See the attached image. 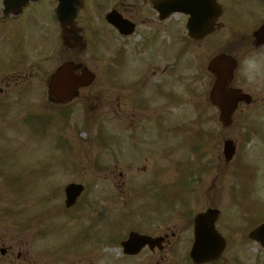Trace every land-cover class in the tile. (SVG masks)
<instances>
[{
	"label": "flooded vegetation",
	"instance_id": "obj_1",
	"mask_svg": "<svg viewBox=\"0 0 264 264\" xmlns=\"http://www.w3.org/2000/svg\"><path fill=\"white\" fill-rule=\"evenodd\" d=\"M66 1H81L75 17L74 30L70 25H64L66 37L74 39L79 31L83 36V46L88 40H99V43H94V52L109 51L112 47L111 40L128 43L141 35L149 37L144 43L151 48L161 32L177 39L190 40L188 25L193 20H197L201 25L200 31L209 30L205 38L211 37L215 40L217 37L229 36L226 39L227 49L218 53L236 59L238 72L235 70L229 86L245 89L252 97V104L249 106L264 105V85L257 87L249 84L243 75L244 70L241 71L240 67L247 58L264 57V48L254 47V41L259 39L254 33L264 25V0ZM57 5L58 0H30L26 3L21 0H0V121L3 120L6 124L15 123V131H31L36 134L52 132L55 110L60 118L58 121L67 123L71 118V111L67 107H71V104L78 100H92L90 108H93V111L83 112V117L93 116L99 124L102 120L109 121L107 115L97 112L102 102H98L94 94H87L96 80L88 86L84 85L88 83L89 73L83 63L74 61L77 66L71 71V75H68L69 81L62 85V92L55 89V83L51 80L56 69L54 46L56 39L60 40L59 44L62 39V29L57 21ZM236 10L242 14L239 21H236L233 13ZM64 18L67 19L66 14ZM146 28L151 30V34L146 35ZM260 37L264 38V35ZM236 44L237 49L229 47ZM116 49L118 48H114ZM117 53H114V62L109 68L101 65L103 70L99 74H102L104 79L102 84H106L105 80L109 77L115 78L118 73L120 61L117 60L120 59H115V55H121L122 51L118 50ZM66 62L69 60H63L59 65ZM165 73V68H156L151 78L158 76V80L145 81L141 77L124 87H121L119 82L110 87L113 99L110 100L112 112L109 118L116 126L122 127L111 130V135H114L112 146L117 149V155H121L128 148L131 149L129 168L137 167L141 157L146 158L150 156V152L155 153L162 142L159 141V125L154 126V139H151L150 133L144 137L146 133L141 129L142 121L151 119H145V114L136 112V109L142 110L136 103L132 104L131 113L125 112L127 103L131 98L143 95L144 85L152 97L159 95L166 84ZM94 76L96 79L95 73ZM72 95L73 98L66 102ZM137 116L139 119H136ZM118 132L123 133L125 137L119 139L116 135ZM141 146H149L151 150H138L137 147ZM121 178L123 176L119 173L118 178L111 180L117 179L119 183ZM164 184L161 182L151 187L154 191L144 193L140 198L139 208L134 210L139 215L130 220V230L150 237V241H147L138 253L128 254L122 252V241L117 242L121 250L122 264H264V247L260 241L248 238L249 232L260 223L259 209L263 204L250 198L259 194L249 193L231 199L230 195L225 193L212 195V186L195 188L190 192H174L168 191ZM210 185H213V182ZM86 195L89 198L83 200L82 197ZM93 196L95 197L91 193H83L72 208L66 209L64 194H43L34 204L39 212L37 209L29 222L20 226L8 223L7 219L12 217L8 215L10 211L0 209V264H86L87 259H94L95 251L82 256L81 247L88 245L87 242H91V245L92 242L102 243V231L95 233V238L101 240L100 242L82 241L81 236L85 237L87 230L76 232L70 240L58 243L54 240L55 230L60 228L59 224L64 220L69 221L72 214L74 221L78 222L87 212L96 214V210L101 209L99 198ZM247 202L257 204L258 208L255 211L246 208ZM15 207L17 206H10L11 209ZM209 209L219 211L214 227L224 239L225 245L218 257L196 263L189 257L194 242V222L198 215ZM89 221H94V218L90 217ZM12 230H19L20 235ZM22 230L27 235L29 231L34 232L29 234L30 240H25L26 235ZM60 232L59 230L58 233ZM79 242H82V245L77 248ZM208 242V245H214L213 234L208 238ZM58 245L63 247L56 248ZM251 246L257 248L256 253L251 251ZM60 251H66L72 256V261L70 257L59 256ZM100 256L104 258L102 253Z\"/></svg>",
	"mask_w": 264,
	"mask_h": 264
},
{
	"label": "rangeland",
	"instance_id": "obj_2",
	"mask_svg": "<svg viewBox=\"0 0 264 264\" xmlns=\"http://www.w3.org/2000/svg\"><path fill=\"white\" fill-rule=\"evenodd\" d=\"M233 13L236 21L242 19V14L237 10ZM145 31L148 32L146 35L151 34L148 28ZM228 37L224 35L206 42L191 41L177 39L161 32L151 48L144 43L149 37L145 38L141 35L128 43L111 40L112 47L104 53L94 52V43H99V40L96 42L88 40L82 48L73 51L64 50L59 44L60 40L56 39L55 65L63 60L81 62L96 74V82L87 94L89 96L94 94L98 102H102L97 112L107 115L109 121L102 120L99 124L97 118L93 116L83 117V112L93 111V108H90L92 100H78L72 103L71 107H67L71 111V118L66 121L67 123L57 122L60 118L55 110L53 131L48 132L47 135H30V131H15L17 128L15 123L3 126L7 129V133L0 135V209L10 211L8 215L12 217L7 219V222L16 226L25 224L34 212L31 203L38 198V194L62 192L67 182H82L86 187L85 193L94 194L95 198H99L101 209L96 210L97 220L92 222L88 221L89 216L86 214L83 215V219L86 218L88 222L74 220L61 222L59 225L65 231L57 234V243L69 240V237L74 236L85 225L92 241L95 233L102 231V240L105 242L106 235L112 232L110 230L112 226H116L115 230L120 238L118 241L125 239L126 231L130 228L128 212L133 208L131 204L133 199L131 200L130 197L133 196V190L142 191L139 188L145 180L141 177L159 174L165 178L164 183L173 184L175 187H179L175 185L179 179L188 178L190 183H187V188H205L214 185L212 195L231 194L232 188L235 190L239 188L236 192L232 189L233 194H247L250 192L251 182L259 181V184L256 182V187L264 193V138L252 142L254 137L258 138L257 134L264 133V105L247 107L244 112L242 111L244 106H240L233 127L222 129L215 120L216 110L208 102L212 75L206 70V66L213 56L227 49L225 46ZM229 47L237 49L238 44ZM114 48L118 49L114 50ZM118 50L122 51L121 55H115V59H120L118 73L115 78L109 77L105 80L107 83L102 84L104 79L102 74H99L103 70L101 65L110 66L113 55L118 54ZM240 67L241 71L245 70L244 62ZM156 68L166 70L164 74L166 84L163 85L164 92L168 96L165 99L166 105L161 98L152 97L147 86L144 85L143 95L135 96V99L131 98L125 112L131 113L132 104L136 103L142 108V110L136 109V112L145 114L143 116L145 119H151V121H142L141 129L146 133L144 137L149 133L150 136H154V126L159 125L162 151L160 156L156 155V160L161 168H151L154 157L152 155V158L146 159V163L138 164L136 169H133L134 167L130 169L128 166H131L129 163L132 156L131 149L128 148L121 155H117V149L112 146L114 135H111V130L122 127L116 126L109 118L112 112L110 100L113 99L110 87L117 85L115 82H119L120 86L124 87L141 77L145 81L158 80V76L151 78ZM170 92H173L172 96ZM170 97L173 98L171 101H169ZM152 114L154 115L151 116ZM254 114L258 118L256 122ZM136 119L139 117L137 116ZM244 121L246 126L242 128ZM104 131L107 132V137ZM134 134L137 139L136 133ZM116 135L119 139L125 137L121 132ZM104 138H107L105 143L101 141ZM199 139L200 144L196 149L195 143ZM225 139L233 140L238 147L233 160L229 163H225L222 156V143ZM192 146L195 150H192ZM137 149L151 150L149 146H141ZM240 162H244V165L240 166ZM142 165L145 167L144 172H141V168L138 169ZM238 167L240 171L237 178L240 186L238 180L234 179ZM200 171L203 172L199 174ZM192 172L195 173L198 184H194ZM119 173L123 174L119 183L117 179L111 180L118 178ZM111 182L113 184H110ZM210 182H213V185H210ZM252 186L255 188L254 182ZM16 195L18 196L14 199ZM88 198L87 195L83 196V200ZM12 200L23 204L18 205V212L15 208H10ZM137 202H134L136 206L139 204ZM246 208L255 211L258 205L247 202ZM259 211L261 216H264V205ZM12 231L20 235L19 230ZM22 231L24 233V230ZM28 233L34 234L32 231ZM29 234L24 233L25 240L31 239ZM89 235L81 239L89 240ZM87 243L88 245L81 247L82 242H79L76 246L81 247L82 256L95 251L94 259H87L86 264L123 263L116 243L92 242V246L91 242ZM58 247L61 246H56ZM101 253L104 258L100 256ZM59 256L70 257L72 261V256L66 251L64 253L60 251Z\"/></svg>",
	"mask_w": 264,
	"mask_h": 264
},
{
	"label": "water",
	"instance_id": "obj_3",
	"mask_svg": "<svg viewBox=\"0 0 264 264\" xmlns=\"http://www.w3.org/2000/svg\"><path fill=\"white\" fill-rule=\"evenodd\" d=\"M65 6L68 7V3L67 1H62L61 5L59 6V10H58V15H60V13L63 11V9H65ZM70 11H71V19L73 20L75 13L77 11L76 7H70ZM59 22L61 25H64V21L62 18L59 19ZM81 41H76L74 43H68L67 40L64 39V43L66 46H76L79 45ZM237 97H238V92L236 91H226L224 88V84L221 81H218L215 86L214 89L211 93V101L218 106L219 110H220V120L224 123L227 124L229 121V116L230 113L233 109V107L235 106V103L237 101ZM233 153V148L231 147V143L227 142L225 143V156L226 159H229L231 157ZM82 185L79 184H69L68 186H66L65 188V192H66V205L70 206L74 203V201L76 200L77 196L82 192ZM258 232L263 233L264 234V225H262V227L260 229H258ZM196 251V249H195ZM197 252V251H196Z\"/></svg>",
	"mask_w": 264,
	"mask_h": 264
},
{
	"label": "clouds",
	"instance_id": "obj_4",
	"mask_svg": "<svg viewBox=\"0 0 264 264\" xmlns=\"http://www.w3.org/2000/svg\"><path fill=\"white\" fill-rule=\"evenodd\" d=\"M243 75L246 81L257 87L264 85V57L247 58Z\"/></svg>",
	"mask_w": 264,
	"mask_h": 264
}]
</instances>
